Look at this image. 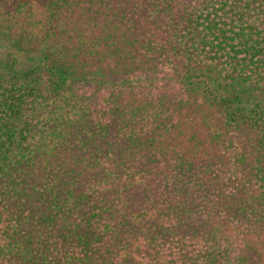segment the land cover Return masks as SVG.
I'll return each instance as SVG.
<instances>
[{"label":"trees","instance_id":"16d2710c","mask_svg":"<svg viewBox=\"0 0 264 264\" xmlns=\"http://www.w3.org/2000/svg\"><path fill=\"white\" fill-rule=\"evenodd\" d=\"M0 264H264V0H0Z\"/></svg>","mask_w":264,"mask_h":264},{"label":"rangeland","instance_id":"374dc122","mask_svg":"<svg viewBox=\"0 0 264 264\" xmlns=\"http://www.w3.org/2000/svg\"><path fill=\"white\" fill-rule=\"evenodd\" d=\"M5 48L4 46L0 43V59H2L3 57H5Z\"/></svg>","mask_w":264,"mask_h":264}]
</instances>
